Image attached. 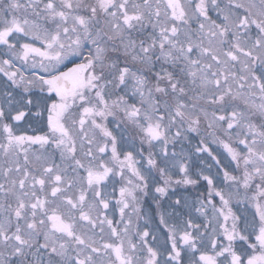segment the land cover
<instances>
[{"label": "snow or ice", "instance_id": "1", "mask_svg": "<svg viewBox=\"0 0 264 264\" xmlns=\"http://www.w3.org/2000/svg\"><path fill=\"white\" fill-rule=\"evenodd\" d=\"M0 264H264V0H0Z\"/></svg>", "mask_w": 264, "mask_h": 264}]
</instances>
